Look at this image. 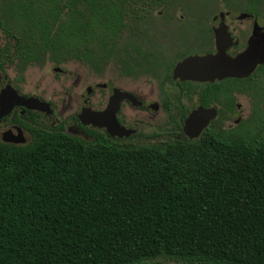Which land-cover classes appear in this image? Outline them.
Here are the masks:
<instances>
[{
	"label": "trees",
	"instance_id": "16d2710c",
	"mask_svg": "<svg viewBox=\"0 0 264 264\" xmlns=\"http://www.w3.org/2000/svg\"><path fill=\"white\" fill-rule=\"evenodd\" d=\"M141 8L0 0V32L10 63L97 69L126 63L121 35ZM90 139L41 129L26 145L0 142V264H264V137Z\"/></svg>",
	"mask_w": 264,
	"mask_h": 264
},
{
	"label": "flooded vegetation",
	"instance_id": "af4514ba",
	"mask_svg": "<svg viewBox=\"0 0 264 264\" xmlns=\"http://www.w3.org/2000/svg\"><path fill=\"white\" fill-rule=\"evenodd\" d=\"M259 4L253 7L248 2L244 9L158 10L150 7L139 10L145 15L141 22L147 19L150 24L135 25L133 33L131 27H126L128 33L125 34L129 37V41L124 42L126 63H118L113 80L109 79L104 66L99 65L96 69L87 61L67 60L54 64L47 59L45 63L25 66L10 63L9 55L13 50H7V42L4 41L0 44V70L3 71L5 66L13 68L16 85H20L5 80L0 95L3 90L10 89L18 96L35 102L30 103V108L12 103L10 111L0 117V142L26 145L34 140L41 129H62L64 133L86 139L92 138L95 133L109 136L104 128L82 124L80 117L90 112L103 113L115 90L130 96L120 102L115 115L118 125L129 133L128 136L115 137L122 142H146L152 139L160 143L173 139L194 141L206 132L214 134L212 128L224 133L226 139L255 136L250 132L243 135L242 130L256 122L259 109L252 83L264 76V61L257 64L245 78H225L213 82L184 80L175 76L174 71L187 58L215 54L216 29L220 27L224 28L222 45L230 58L245 52L254 40L262 43L264 9L258 8ZM73 61L80 66V74L76 73L75 76L63 66ZM47 63L54 64L53 73L59 76L54 77L57 83L53 84V98L48 99L37 93L39 86L34 92L26 94L22 89L25 72L34 65L44 68ZM123 79H131L135 83L122 86L120 80ZM80 82L84 89L78 94L76 89ZM57 86L60 89L63 87L61 98H57ZM74 103L77 104L75 110ZM260 106L261 109L264 107ZM199 108L213 109L215 117L198 137L190 139L184 132L185 121ZM66 110L71 113L61 120L58 115Z\"/></svg>",
	"mask_w": 264,
	"mask_h": 264
},
{
	"label": "water",
	"instance_id": "95a60500",
	"mask_svg": "<svg viewBox=\"0 0 264 264\" xmlns=\"http://www.w3.org/2000/svg\"><path fill=\"white\" fill-rule=\"evenodd\" d=\"M223 31V27L216 29L217 52L215 54L185 59L177 65L174 71L175 76L184 80L189 79L199 82H213L225 78H245L254 70L257 64L264 61V41L258 43L256 40L250 43L245 52L235 58L228 57L225 53L226 47L222 45ZM129 97L128 94L115 90L107 109L103 113L90 112L82 115L80 117L82 124L104 128L111 137L128 136L129 133L118 125L115 115L120 102ZM9 99L10 101H6ZM34 102L31 99L18 96L13 90H3L0 95V117L10 111L12 103L30 108V103ZM214 117L215 112L213 109L199 108L194 110L185 121V134L190 139L198 137Z\"/></svg>",
	"mask_w": 264,
	"mask_h": 264
},
{
	"label": "rangeland",
	"instance_id": "374dc122",
	"mask_svg": "<svg viewBox=\"0 0 264 264\" xmlns=\"http://www.w3.org/2000/svg\"><path fill=\"white\" fill-rule=\"evenodd\" d=\"M141 3H143V8L140 10H148L150 7H152V3L154 2H161V4H157V7L154 9H163V8H172V9H179V10H195V9H227V8H234V9H244L246 7V3L254 0H139ZM259 7L261 9H264V0L262 2H258ZM145 13V12H144ZM188 14V13H184ZM142 19L138 21V24H143V25H148L150 24V20L145 19L143 22H141ZM135 24V23H134ZM155 24V22H154ZM133 28V27H132ZM123 38L120 42L121 47L125 48L124 42L129 41V37L126 36V34L121 35ZM135 39V38H134ZM142 40L144 39V36L141 38ZM5 41L4 35L0 32V44H2ZM75 60V59H74ZM51 62V61H50ZM53 63V62H51ZM66 65V66H65ZM63 65L68 72L72 73L73 76L77 74H80V66L77 65L76 62H70V63H65ZM118 63H109L106 65L104 68L106 69V73L109 77L110 80H113V75L115 72L118 70ZM53 66L54 64H46V67L44 68H39V66L34 67H29L28 70L25 72L23 77L26 78L24 81V86L22 89L25 90L26 94H30V92H34L36 90V87H40L39 92L41 95L46 96L48 99L53 98V84L57 83V81H54V77H58L53 73ZM16 73L14 72L13 68L10 66H5L4 70H0V88L5 80L8 82L14 83L16 85ZM122 86L126 85H134V80L128 79V80H120ZM138 82V81H137ZM136 82V83H137ZM40 84V85H39ZM79 84V83H78ZM20 84H17L16 86H19ZM77 91L78 94L84 89L82 87L81 82L79 85H77ZM63 87H61L62 89ZM61 89L60 87H56V94L58 95L57 98H61ZM252 92L256 96V102H257V108L259 109V112L255 116L256 122L252 124L249 127L244 128L242 130V134L244 135L245 133L250 132L251 134L258 135L261 137H264V107L261 109L260 105H264V76L261 78H258L257 80L252 83ZM221 98V97H220ZM262 103V104H261ZM77 107V104L74 103L73 105V110H75ZM72 110V111H73ZM71 111L66 110L65 112L62 113V115H58L61 120H63L65 117H67ZM214 134H219L220 136H223L226 138L224 133H221L220 130L212 128ZM79 138L85 140V141H91V139H86L83 136H79ZM147 143V142H146ZM150 264H181V263H176L172 262L169 260H156Z\"/></svg>",
	"mask_w": 264,
	"mask_h": 264
}]
</instances>
